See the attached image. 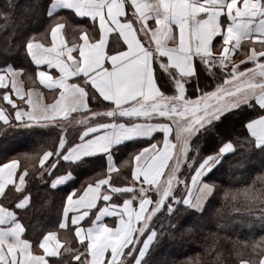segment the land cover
I'll return each instance as SVG.
<instances>
[{
  "label": "snow or ice",
  "instance_id": "obj_1",
  "mask_svg": "<svg viewBox=\"0 0 264 264\" xmlns=\"http://www.w3.org/2000/svg\"><path fill=\"white\" fill-rule=\"evenodd\" d=\"M54 6L72 10L80 17H91L94 22L98 18L99 38L94 43L85 41L78 46L79 59H75L72 49L68 48L70 65L62 62L60 57L63 52L57 51L58 30L63 27L61 23L51 28L53 43L50 47L28 40L27 52L35 64L47 62L51 68L55 61L61 73L59 77L52 78L48 72H37L41 84L49 89L59 87V97L55 103H33L29 92V110L25 111L10 99L8 90L3 92V100L11 104L15 111L17 127H47L49 122L57 124V117L67 118L70 112L88 114L82 115L79 121L84 124L79 142L69 141L71 147H68L61 132L55 151H44L39 157L44 171L55 175L60 168L57 162L62 159L74 172L78 163L84 162V157L98 153H104L111 162L113 145L137 138L151 137L156 140L157 136L153 133L159 136L157 130L163 133V148L158 147L159 142L149 143L135 154V165L131 171L132 187H115L110 179L105 178L97 179L95 183L89 182L82 191L73 189L68 192L63 206L65 219L77 206L91 209L100 199L105 206L99 209L95 220L86 229L81 227L80 221L88 215L87 212L72 216L75 235L81 241L83 251L66 247V256L59 251V241L49 246V241L56 237L55 231H48L39 243L44 255H35L30 240L22 239L25 225L21 222L23 216L20 213L28 211L26 204L30 197L24 196L20 189L26 180L27 169L17 173V159L0 164V196L9 201L19 200L15 211L0 203V225L11 222L10 227H0V264H49L45 256H59L64 264H148L152 249L178 226L174 221L179 213L182 210L203 209L204 201L216 186L214 179L213 182L206 181L210 180L213 169L224 163L226 154L238 146L244 153H259L264 157V62H258L252 69L245 68L243 72L233 65L224 81L225 85H231L230 88L217 84L215 90L206 91L212 85H202L200 79L205 73L215 74L213 37H222V44L216 45L223 49L219 53L221 68L225 66L226 54L238 47L241 40L258 42L264 47V0H242V3H238V0H153L152 3L131 0V4L127 0H56ZM126 8L134 9L131 16L125 15ZM153 20L155 27L151 26ZM137 23L140 25L138 29L134 28ZM110 31L119 32L127 50L113 47L110 48L112 54L105 52ZM140 33L142 36L138 38ZM257 56H264V52L253 51L246 59L256 62ZM194 57H198L200 62L195 67ZM108 62L111 67L106 66ZM157 62L158 68L155 67ZM9 71L13 77L12 90L19 93L15 77L20 70L11 65L7 69H0V85L6 83V73ZM69 76L82 77L83 86L68 83ZM186 88L187 95L195 99L186 98ZM173 89L174 95L165 94ZM90 104L103 107L105 111H94ZM243 106L251 110L240 122V129L246 131L225 142L233 128L228 118L233 113L238 116L245 111ZM105 118L111 122H97ZM160 118L171 121L175 127L169 123L152 122ZM0 121L5 126H12V116L4 107H0ZM88 121H93L94 126H88ZM217 123L223 128L218 129ZM172 132L175 133L176 143L169 138ZM209 132L214 138L220 136V146L216 149L214 142L208 150L210 154L191 157L198 162V166L189 163V167L194 168L189 184L188 180H181L177 176L181 164L189 162L186 159L190 155L189 141L193 136L200 140ZM196 150L199 152L198 144ZM53 158L57 162H52ZM113 168L114 164L108 163L109 175ZM36 171L39 173L40 169ZM217 174L221 173L218 171ZM16 175L20 183L12 179ZM67 178L57 176L52 180V187L55 188ZM137 181L139 205L138 209H134L135 197H129V194L136 191ZM258 182L260 188H256L254 181L245 189V212L256 218L261 230H264V174L258 177ZM9 184L13 187L7 188ZM104 185L108 186L107 189L102 188ZM193 185L199 188L195 200L192 199ZM153 192L154 199L150 195ZM113 194L129 198L117 206L110 203ZM192 213L195 214L194 211ZM104 215L117 217L116 226L110 227L101 222L100 218ZM157 220L159 227L156 226ZM59 226L64 228L65 220H61ZM232 244L239 264H264V236L243 242L236 240Z\"/></svg>",
  "mask_w": 264,
  "mask_h": 264
},
{
  "label": "trees",
  "instance_id": "obj_2",
  "mask_svg": "<svg viewBox=\"0 0 264 264\" xmlns=\"http://www.w3.org/2000/svg\"><path fill=\"white\" fill-rule=\"evenodd\" d=\"M51 1L0 0V68L11 65L14 68L26 70L31 66L25 46L29 39L47 38L50 27L56 21L55 17L49 16L47 13ZM5 14H8L7 18ZM60 15V18L64 20L67 39L74 40L86 20L77 18L68 11L60 12ZM197 64L199 63L196 61ZM155 67H159L157 63ZM214 73V75L205 73L200 77L202 85L205 83L212 85V88L205 89L206 91L215 89V86L221 84L225 79L226 73L218 67H215ZM187 91L186 88V98H194L189 97ZM174 93L173 89L172 92L165 94L171 96ZM89 106L94 111L105 110L94 104ZM243 108L246 110L239 113L238 116L233 113L228 118L232 121L233 128L230 129V136L225 139V142L227 139H235L246 131L240 129V122L251 113V110L247 109V106H243ZM224 115L226 116L227 113ZM105 121L110 120L105 118L97 122ZM88 123L94 122L89 121ZM1 126L0 124V129ZM216 127L222 129L223 125L217 123ZM81 131L82 127H70L63 130L57 125L47 127H17L14 125L0 131V163L16 158L19 161L20 170L27 169L25 191L30 195L28 204L30 206L27 205L28 211L21 212L20 215L23 216L21 222L25 225L24 236L32 242L34 248H37L38 241L45 231L57 227L56 223L61 207L68 192L73 187L80 189L81 185L93 180L98 174L104 173L103 156H96L83 163H78L74 172L71 171L68 164L61 163L62 170H70L74 173L75 178L67 185L58 188L50 186L53 175L45 172L39 164L41 153L46 149L55 151L61 132H63L69 147L71 145L69 141L76 142ZM149 141L150 139L131 141L120 147L118 153H128V157L122 159L118 156L119 170L112 176V182L129 183L131 181L130 156L138 147ZM214 142L218 149L220 136L214 138L211 132L200 140H197L196 136L191 138L189 141L190 155L186 157L189 162L181 164L177 173L181 180L190 181L194 168L189 167V163L198 166V162L192 160L191 157L210 154L208 150ZM196 144L199 145V152L196 150ZM99 164H102L101 168H99ZM89 166L91 167L88 169ZM36 169H40V172L38 173ZM218 171L221 174L218 175ZM92 172L94 177L89 178L88 175ZM261 174H264V157L259 153H244L243 149L237 146L232 152L226 154L224 163L217 165L210 174V180L206 181L213 182L214 179L216 186L204 202L203 209L192 210L195 214L192 211L182 210L177 220L174 221L178 226L171 230L170 236H164L159 244L152 249L148 256V264H183L185 261H188L189 264L192 262L195 264H220L222 261H226L227 264H239V259L233 251L232 241L243 242L264 236L260 222L256 218L246 215L245 212V189L254 181H256V188H260L258 177ZM12 187L11 185L8 188ZM24 194L25 192H23ZM183 194L185 195L186 192ZM18 201H9L4 196L0 198V203L6 207L10 206L14 211ZM154 219L157 218L154 217ZM156 226L159 227V220H157ZM246 231L248 234L245 235ZM63 237L68 238L71 248H80L81 243H77L70 232H67ZM80 251L82 252L83 248H80ZM168 251L169 254H167ZM66 259L70 260L71 258L66 257ZM63 263L64 261L59 256L50 259V264Z\"/></svg>",
  "mask_w": 264,
  "mask_h": 264
},
{
  "label": "crops",
  "instance_id": "obj_3",
  "mask_svg": "<svg viewBox=\"0 0 264 264\" xmlns=\"http://www.w3.org/2000/svg\"><path fill=\"white\" fill-rule=\"evenodd\" d=\"M138 2H140V3H152L153 0H138ZM127 3L131 4V0H127ZM238 3H242V0H238ZM54 5H56V0H52L50 2L49 6H48V9H47L48 15L49 16H53L56 19V21L52 24V26L50 27V29L48 31L47 38L46 39H32V40L38 41V42L44 44L46 47H50L52 45V43H53L52 42V38H51V28L53 26H55L56 23H61L63 25V27L58 30V39L56 41L57 51L63 52V55L60 57L62 62L65 63L66 65H70L71 62L68 60V55H69V53L67 51L68 48L72 49V55L74 56V58L75 59H79V47L78 46L83 44V43H85V41H87L88 43H94L95 39L99 38V22H98V18L94 22L91 17H80V16L76 15L74 13V11H72V10H68V9L63 8V7L54 6ZM63 11H68L73 16L86 20L85 25H82L83 27L77 33V37L74 40H71V41L68 40L66 35H65L64 20L62 18H60L61 17L60 12H63ZM133 12H134L133 8H126L125 9V15L131 16ZM118 19L122 20L123 18L119 17ZM151 26L155 27V21L154 20L151 21ZM110 27H115V26L114 25H110ZM139 27H140V25L138 23L134 25V28H136V29H138ZM140 36H142V33L138 34V38ZM107 37H108V42L105 45V52L107 54H112V52H110V48H113V47L119 48L121 51L127 50V45L124 43L123 38L119 36V32L118 31H116V32H111L110 31L107 34ZM177 42H178V31H177ZM213 42H214L213 53H218L219 54L223 49H222V47H216V45H221L222 44V37H219V38L218 37H213ZM153 45H154V42H153ZM25 49H26V52H27L26 46H25ZM253 51H255L257 53L264 52V47H262L261 44L258 43V42H252V41L246 40V39L241 40L240 45L238 47L232 48L226 54V60H225V66H224L225 69L222 70V71L225 72V73H230L232 71L233 65H235L236 68L240 72H243L245 68L252 69V68L256 67V64L258 62H264V56H257L256 62L247 60L246 57L248 55H251ZM27 54H28V52H27ZM28 57H29L30 62H31V66L29 68H27L26 70L24 68H15V69L20 70L18 72V74L16 75V77H15V79L17 81V87L20 89V92L17 93V92L12 90V79H13V77H12L10 71L6 73V83L3 84V85H0V107H4L6 110H8L10 112V114L12 116V126H14L16 124V122H15V111L12 110V105L11 104H9L7 101L3 100V92L5 90H8L10 99H12L16 105L22 106L25 111L29 110V104H28L29 92H31V100H32L33 103H39V104H44V105L55 103L56 99L59 97V92H60L59 87L56 86V87H54L52 89H49L45 84H41L40 83V78L37 75L38 71H45V72H48L49 76L52 77V78L59 77L61 75V73H60L59 69L55 66V61H53V66L51 68H49L47 62H45L44 64H41V65H36L35 62L31 59L29 54H28ZM196 61L198 63H200L198 57H194L193 58V66L194 67L196 66ZM164 62L165 63L167 62V58L166 57L164 58ZM157 64L159 66V62H157ZM106 66L107 67H111L110 62H108L106 64ZM7 67H8V65L4 66V67H1L0 69H7ZM173 71H175V69H173ZM224 81H225V79L219 85L227 86V87L230 88L231 85H225ZM67 82L70 83V84L75 83V84H80L81 86H83L82 77L81 78H77V77L69 76L67 78ZM256 82L257 83L259 82V78H257ZM213 90H215V89H213ZM213 90H211V91H213ZM191 99H195V97L191 98ZM253 103H255V102L253 101ZM103 111H105V110H102L100 112H103ZM82 115L83 116H87L88 114H82L80 112H70L67 118L57 117L56 118L57 119V124H52L51 122H49V126L50 125H59L60 128H62L63 130H66L67 128H70V127H82V131H81V133H82L84 131V124L79 122L81 120V118H82ZM110 122L111 121H105V122H99V123H110ZM134 122H144V121H134ZM152 122L153 123H157V122L158 123H169L173 128L175 127V125L172 124L171 121H168L165 118L154 119ZM0 124L2 125L0 131L5 130L6 128L9 127V126H5L3 121H0ZM21 126H23V125H21ZM88 126H94V123H91V124L88 123ZM23 127H25V126H23ZM157 131L160 132L159 136L155 132L153 133L154 136H157L156 140H152L151 137L137 138V139H134V140H125V141H122L120 144L113 145V150H112L113 151V161H111V162H109L107 160V158L105 157L104 153H98L95 156L84 157L83 159L85 161V160H88V159H92L93 157H96V156H103L104 173L102 175L98 174L97 176L94 177V173L92 172L90 175H88V177L89 178L94 177L93 180H90V181L86 182L84 185H81L80 189H78L76 187H73L69 192L73 191V189H75L77 191H82V188L86 187L89 182L95 183V181L97 179L108 178V179H110L112 181V176H114L119 170V165H118V160H117L118 156H119V158H122V159H125V158L128 157L127 156L128 153L127 154H123L122 152L118 153V150L120 149V147L122 145L128 143V142H131V141L142 140V139H150V141L148 143H146L145 145H143L141 147H138L132 153L131 156L129 155L130 156V166H131V171H132V167L135 165L134 156L140 149H142L144 147H147L149 143H157V142H159L158 143V147L159 148H163V133L160 130H157ZM169 138H170V140H172L173 143H176L175 133L174 132L169 134ZM76 142H79V139ZM58 145H59V143H58ZM69 147H71V145ZM44 151H51V150L46 149ZM43 152L41 153L40 156L43 155ZM116 152H117V154H116ZM13 159H16V158H13ZM10 160H12V159H10ZM10 160H8V161H10ZM8 161H5L3 163H7ZM17 161H18V159H17ZM53 162H57L55 160V158H53ZM57 163H59V165H60L61 163H66V162H63L62 159H61ZM108 163H113L114 164L113 171H112V173L110 175L108 174V171H107ZM0 164H2V163H0ZM90 167L91 166H89L87 168L89 169ZM101 167H102V164H99V168H101ZM61 170H62V167L60 166L59 170L56 171L55 175H53V177L51 178V180H50V186L51 187H52V180L56 179L57 176H67L68 178L66 180H63L59 185H56L55 188L67 185L71 180H73L75 178L74 173L70 172V170H66V171H64V170L61 171ZM16 171H17V173L25 171V170H20L19 161H18V166H17ZM166 171H167V169H166ZM193 174H194V172H193ZM12 179L16 183H20L18 175L14 176ZM201 179H203V177ZM25 184H26V180L23 183L20 191L25 192L24 196H29L30 197L29 193L25 191V189H26L25 188ZM112 184L115 187H119V188L132 187L133 186V177L131 175V181L129 183L112 182ZM189 184H191V177H190ZM9 186H11V184L7 185V188ZM107 187H108L107 185L102 186L103 189H107ZM145 187H147V186H145ZM7 188H6V190H7ZM135 188H136V191L134 193L129 194V197H135V200H134V203H133L132 207L134 209H138V205H139V192H138L139 182L138 181L135 184ZM198 193H199V188L196 187L195 185H193V194H192V199L193 200H195L196 195ZM67 195L65 196L64 201H63V205L61 207L60 216H59V219H58V221L56 223L57 227L55 229L48 230V231H55L56 232V237L53 240L49 241V246L52 247V245L56 244V242L59 241V251H60V253L62 255H65L64 249L66 247L71 248L70 242L68 241V238L67 237H63V236H65V234L67 232L71 233L73 239L77 243H79V244L81 243V241L75 235V226L72 225V222H71L72 216L73 215H79L81 212H87L88 215L85 216L84 220L80 221L81 227L86 229L87 227L91 226L92 221L95 220L96 213L99 212V209L101 207L105 206V202L102 199L98 200L96 205L93 208H91V209H82L79 206H77L76 210L75 211H70L68 213L67 218L65 219L64 214H63V206H64V204L66 202ZM151 195H152V197L154 199L155 198V193L153 192V193H151ZM185 195H187V193ZM1 197L2 196H0V198ZM129 197L120 196L119 194H113V197H112V200L110 201V203L111 204H115L117 206H120V205L123 204V200L125 198H129ZM22 198L23 197H21V199ZM18 203H19V201L16 204H18ZM28 204H29V202H28ZM28 204H26V206ZM10 210L14 211L11 208H10ZM100 219H101V222H104V223L108 224V226L115 227L116 226V220L118 218L114 217V216L104 215V216H101ZM61 220H65V227L64 228H60V226H59ZM4 226H9L10 227L11 226V222L9 221V223L7 225H0V227H4ZM48 231H45L42 234V236L40 237V239L38 241V244H37V248H34V246H33V253L35 255H44V250L39 248V243L42 241L43 236ZM21 237H22V239H26V237L24 236V233L21 234ZM105 255H108V253H106ZM45 258L49 261V264H50V259L52 257L51 256H45Z\"/></svg>",
  "mask_w": 264,
  "mask_h": 264
},
{
  "label": "built area",
  "instance_id": "obj_4",
  "mask_svg": "<svg viewBox=\"0 0 264 264\" xmlns=\"http://www.w3.org/2000/svg\"><path fill=\"white\" fill-rule=\"evenodd\" d=\"M214 54V56H215V60H214V63H215V65H216V67H219V68H221L220 67V63H219V61H220V56H219V54L218 53H213ZM221 69H225V67H223V68H221Z\"/></svg>",
  "mask_w": 264,
  "mask_h": 264
},
{
  "label": "rangeland",
  "instance_id": "obj_5",
  "mask_svg": "<svg viewBox=\"0 0 264 264\" xmlns=\"http://www.w3.org/2000/svg\"><path fill=\"white\" fill-rule=\"evenodd\" d=\"M181 119H185V118H181ZM169 121V120H168ZM150 195H151V193H150ZM152 196V195H151ZM250 232V231H249ZM244 234L246 235V234H248V231H246V232H244ZM167 254H169V251L167 252ZM169 261V260H168Z\"/></svg>",
  "mask_w": 264,
  "mask_h": 264
}]
</instances>
